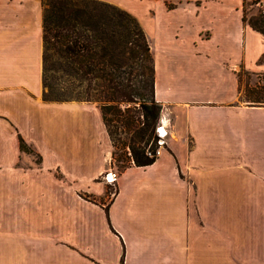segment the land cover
Instances as JSON below:
<instances>
[{"label":"crops","instance_id":"obj_1","mask_svg":"<svg viewBox=\"0 0 264 264\" xmlns=\"http://www.w3.org/2000/svg\"><path fill=\"white\" fill-rule=\"evenodd\" d=\"M241 2L139 0L166 148L110 184L99 107L42 98V0H0V264H264V99L239 80L264 34Z\"/></svg>","mask_w":264,"mask_h":264},{"label":"trees","instance_id":"obj_2","mask_svg":"<svg viewBox=\"0 0 264 264\" xmlns=\"http://www.w3.org/2000/svg\"><path fill=\"white\" fill-rule=\"evenodd\" d=\"M246 3V0L241 2L242 20L264 34V0L263 8L257 16L246 15ZM43 4L45 6L42 8V86H46L47 89H42V98L88 99L79 98L78 91L71 94V88L58 91L52 84L45 83L44 75L47 68L45 62L49 56L47 49L52 48L56 59L59 60L56 68L62 72L59 77L70 86L74 79L80 81L81 78L87 80L96 78L106 88L101 97L96 95V99L116 100L123 94L121 100L138 104L141 108L142 124L136 130L134 139L128 143L130 159L135 164L150 163L155 157L154 150L145 149V144L150 136L155 137L153 129L158 117L159 103L153 97V59L149 53V43L136 19L105 0H42ZM115 48L133 55L140 54L142 59L150 61V64L145 65L147 73L141 80L142 87L146 86L148 92L146 98H139V91L134 83L127 87L128 89L121 85L115 68L117 62L112 59ZM106 106L111 107L109 103ZM18 145L20 151L33 152L35 155L33 162L36 164L39 162L38 152L20 136Z\"/></svg>","mask_w":264,"mask_h":264},{"label":"rangeland","instance_id":"obj_3","mask_svg":"<svg viewBox=\"0 0 264 264\" xmlns=\"http://www.w3.org/2000/svg\"><path fill=\"white\" fill-rule=\"evenodd\" d=\"M246 1H247L245 6L246 15L257 16L258 13L263 8V0H256V1L246 0ZM127 2L128 5H124V6H119L114 3L112 4L116 5L120 9L125 10L131 16H133L144 32L141 22L142 16L139 15L142 9V6L139 5V0H131V1L127 0ZM43 6H45V4H43ZM146 22L149 21L146 20ZM144 34L149 43V51H150L149 53L150 55L152 54L153 61L155 59L154 57H156V62H158L155 43L152 41V36L151 35L147 36L145 32ZM113 52L114 53L112 59L117 62L115 68H117L116 72L118 73V77L120 79L121 85L124 88L127 87L129 88V86L134 83L137 86V91H139V98L140 99L146 98L148 96V92L146 86L142 87L141 80L145 77L147 73V69L145 65L150 64V61L142 59L140 54L133 55L128 53V51L120 50V48H115ZM47 53L49 54V56L47 57L45 62V65L47 67L45 69V75H44L45 83L52 84L55 87V89L58 91H62L68 88L72 89L71 94H74L78 91L80 93V95L78 96L79 98L87 97L88 98L87 100L94 102L101 110L109 139L108 152L106 156V166L107 168H111L112 170H115L117 173L118 170L123 168L129 162H131L128 143L129 141L134 139L136 130L142 124L141 108L138 106L137 103L121 100V98L124 97L123 94L120 95L118 94L119 95L117 97L118 100L116 99V100L106 101V100L96 99V95H99V97H101L100 95H102L103 91L106 89L104 85H101L100 80L96 78L95 79L92 78L90 80L81 78L80 81L78 79H74L72 85L70 86V84L67 81L63 80L62 77H59V75H61L62 72L56 68L59 65V60L56 59L52 48H48ZM109 67L110 66H108V68ZM110 70H112V68H110ZM239 80H240L241 97L245 99H264L263 74H256L246 70H240ZM46 89H47L46 86H43V90ZM108 103L111 105V107L106 106V104ZM163 110H162V106L159 104L157 119L159 117L161 118L162 116H164L162 115ZM153 134L155 135V137L153 135L150 136L147 143L145 144V149L147 148L149 150L153 149L155 152L156 150L160 151L163 148H166L165 141L167 134L161 139L157 137V133L155 132L154 129H153ZM29 155L31 161L33 162L35 160L34 153L33 152L29 153ZM115 179L110 182H107L104 179L103 180L106 183L114 184ZM110 191H113L112 185L109 189V192Z\"/></svg>","mask_w":264,"mask_h":264},{"label":"built area","instance_id":"obj_4","mask_svg":"<svg viewBox=\"0 0 264 264\" xmlns=\"http://www.w3.org/2000/svg\"><path fill=\"white\" fill-rule=\"evenodd\" d=\"M160 128H162V131L160 130ZM154 130L157 133V137L158 138H163L166 133H167V124H163L161 118L159 117L154 125ZM148 154H151L150 151H146ZM156 154H158V150L155 151ZM154 152V154H155ZM156 156V155H155ZM116 171L112 170L111 168L106 169L103 173H102V179H104L107 182L113 181L116 178Z\"/></svg>","mask_w":264,"mask_h":264},{"label":"bare ground","instance_id":"obj_5","mask_svg":"<svg viewBox=\"0 0 264 264\" xmlns=\"http://www.w3.org/2000/svg\"><path fill=\"white\" fill-rule=\"evenodd\" d=\"M161 120H162V123H163L164 125L167 124L166 119H165L164 116L161 117ZM160 130L162 131V128H160Z\"/></svg>","mask_w":264,"mask_h":264}]
</instances>
